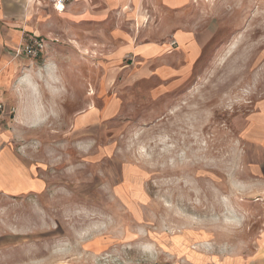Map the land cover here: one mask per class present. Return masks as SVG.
Wrapping results in <instances>:
<instances>
[{
    "label": "rangeland",
    "instance_id": "rangeland-1",
    "mask_svg": "<svg viewBox=\"0 0 264 264\" xmlns=\"http://www.w3.org/2000/svg\"><path fill=\"white\" fill-rule=\"evenodd\" d=\"M208 1L200 26L202 58L211 57L200 73L203 59L167 89L186 95L127 96L121 109L109 101L115 66L67 74L75 102L59 101L66 92L57 80L48 83L47 72L32 83L34 102L59 115L27 136L12 131L14 149L41 185L17 195L7 184L0 194V264H66L106 234L119 239L122 254L97 263L158 264L182 232L210 256L207 264L264 262V153L256 154L249 128L264 104V0ZM20 80H12L13 91L26 90ZM5 123L0 127L10 130ZM141 244L151 250L132 259Z\"/></svg>",
    "mask_w": 264,
    "mask_h": 264
},
{
    "label": "crops",
    "instance_id": "crops-1",
    "mask_svg": "<svg viewBox=\"0 0 264 264\" xmlns=\"http://www.w3.org/2000/svg\"><path fill=\"white\" fill-rule=\"evenodd\" d=\"M203 1L66 0L63 12H58L52 0H0V101L8 113L3 112L0 120L10 122L5 125L11 128L0 127V194L6 192L7 184L14 187L17 195L40 190L41 183L33 168L26 166L29 162L25 164L26 158L13 147L12 131L27 136L45 119L59 115L52 105L34 102L31 85L39 82L43 72L48 73L49 84L55 80L61 83L62 93L66 92L64 95L60 92L61 102L65 96L76 101L72 91L64 86L67 74L86 73L87 70L101 73L104 66H115L119 71L116 81L111 79L115 87L109 101L121 109L127 96L139 95L152 101L162 97L171 99L169 95L174 89L170 92L167 89L182 78L181 74L193 72L205 47L202 43L205 30L200 24L206 23L210 5L208 0ZM200 7H203L201 11ZM25 37L45 44L39 61L13 56L14 49ZM90 55L95 58L88 61L86 57ZM137 74L131 84L124 83V77ZM16 78H21L18 84L26 86L25 91L18 92L17 87L13 91L11 82ZM103 83L100 78L98 86L101 88ZM153 93L158 99H153ZM11 113L13 119L9 121ZM250 120L249 128H254L256 136L253 145L256 154L261 155L264 153L263 103L256 107ZM7 164L11 175L6 174ZM189 234L180 233L181 239L173 247H165L168 253L164 252L157 263L207 264L205 261L209 262L210 256L194 250L195 243L190 241L192 235ZM118 240L111 234L96 237L93 243L82 248V256L66 264H96L103 256L111 259L114 255L120 256ZM150 250L149 245H134L132 251L136 258L132 259L144 258ZM176 253L181 254L179 259L170 255ZM256 254L259 260L263 252L256 250ZM228 259L224 264H230ZM111 261L104 262L110 264ZM263 263L259 260L258 264Z\"/></svg>",
    "mask_w": 264,
    "mask_h": 264
},
{
    "label": "built area",
    "instance_id": "built-area-1",
    "mask_svg": "<svg viewBox=\"0 0 264 264\" xmlns=\"http://www.w3.org/2000/svg\"><path fill=\"white\" fill-rule=\"evenodd\" d=\"M66 0H52L53 7L56 11L59 12L60 5L62 6V9H64V3ZM45 50V44L42 41L39 40H30L28 39L26 42L23 41L14 49V57L18 58L20 56H25L27 58L31 59H37ZM4 106L0 102V116L3 113ZM138 264H144V263H138Z\"/></svg>",
    "mask_w": 264,
    "mask_h": 264
},
{
    "label": "trees",
    "instance_id": "trees-1",
    "mask_svg": "<svg viewBox=\"0 0 264 264\" xmlns=\"http://www.w3.org/2000/svg\"><path fill=\"white\" fill-rule=\"evenodd\" d=\"M202 55H203V52H202ZM202 55H201V57L199 58V60H198V62H201L202 61V59H203V64H202V66H201V68L199 69V73H200V71H202L204 68H203V65L204 64H206L207 62H208V59H209V57H211V56H209V57H205V58H202ZM197 62V63H198ZM198 73V74H199ZM175 93V92H174ZM174 93H172L171 95H169V98H174V96H175V98L176 97H179V96H183V95H185L186 93H187V90L186 91H184L183 93H179L178 92V95L177 94H174ZM183 94V95H182Z\"/></svg>",
    "mask_w": 264,
    "mask_h": 264
},
{
    "label": "bare ground",
    "instance_id": "bare-ground-1",
    "mask_svg": "<svg viewBox=\"0 0 264 264\" xmlns=\"http://www.w3.org/2000/svg\"><path fill=\"white\" fill-rule=\"evenodd\" d=\"M64 9H62V6L59 7V12H63Z\"/></svg>",
    "mask_w": 264,
    "mask_h": 264
}]
</instances>
